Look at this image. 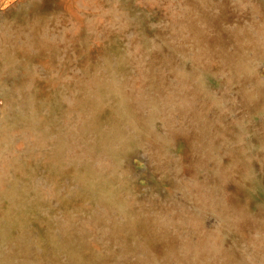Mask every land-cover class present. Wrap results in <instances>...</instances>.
I'll return each instance as SVG.
<instances>
[{
	"label": "rangeland",
	"instance_id": "rangeland-1",
	"mask_svg": "<svg viewBox=\"0 0 264 264\" xmlns=\"http://www.w3.org/2000/svg\"><path fill=\"white\" fill-rule=\"evenodd\" d=\"M0 264H264V0H0Z\"/></svg>",
	"mask_w": 264,
	"mask_h": 264
},
{
	"label": "built area",
	"instance_id": "built-area-1",
	"mask_svg": "<svg viewBox=\"0 0 264 264\" xmlns=\"http://www.w3.org/2000/svg\"><path fill=\"white\" fill-rule=\"evenodd\" d=\"M4 107H5V101L4 98L0 95V117L2 116Z\"/></svg>",
	"mask_w": 264,
	"mask_h": 264
}]
</instances>
